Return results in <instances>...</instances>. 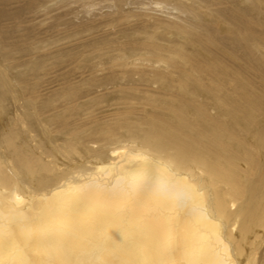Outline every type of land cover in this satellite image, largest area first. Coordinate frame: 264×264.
Listing matches in <instances>:
<instances>
[{"label": "bare ground", "instance_id": "bare-ground-1", "mask_svg": "<svg viewBox=\"0 0 264 264\" xmlns=\"http://www.w3.org/2000/svg\"><path fill=\"white\" fill-rule=\"evenodd\" d=\"M0 264H264V0H0Z\"/></svg>", "mask_w": 264, "mask_h": 264}]
</instances>
